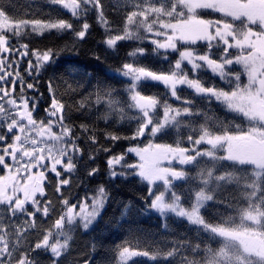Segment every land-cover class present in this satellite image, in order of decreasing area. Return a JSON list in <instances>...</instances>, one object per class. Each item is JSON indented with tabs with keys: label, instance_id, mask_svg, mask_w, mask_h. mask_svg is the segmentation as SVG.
Listing matches in <instances>:
<instances>
[{
	"label": "snow or ice",
	"instance_id": "1",
	"mask_svg": "<svg viewBox=\"0 0 264 264\" xmlns=\"http://www.w3.org/2000/svg\"><path fill=\"white\" fill-rule=\"evenodd\" d=\"M42 3L0 0V264H264V0ZM89 41L103 76L48 74ZM125 181L143 205L121 200L100 228ZM134 207L192 227L111 246Z\"/></svg>",
	"mask_w": 264,
	"mask_h": 264
},
{
	"label": "trees",
	"instance_id": "2",
	"mask_svg": "<svg viewBox=\"0 0 264 264\" xmlns=\"http://www.w3.org/2000/svg\"><path fill=\"white\" fill-rule=\"evenodd\" d=\"M14 2L18 3L21 6V11L24 10L34 11L36 4H41V7L43 8V12H41L40 15H45L49 10V8L52 7L46 3H42V0H14ZM99 31H100L99 29L96 30L97 33H99ZM93 42L94 41H89L88 45L85 48L80 49L79 55L73 54L72 52L69 51H65L64 53H62L59 60L57 61V64L48 68L47 70L48 74H51V72L55 70L57 75L63 73L66 77L80 78L85 72L94 71L103 76L105 72L108 70V65L98 64L96 61L92 59L91 55L88 52V48L92 47ZM43 43L47 44L48 41L45 39ZM116 63H118V60L109 58V64L115 66ZM77 69L79 71H77ZM216 112L217 115H219L221 118L224 117V112L222 109H216ZM229 119H231V117H229ZM236 124H240L241 127L244 128L245 130L247 128V122L243 121L242 119H237L232 122V126L234 130ZM161 142H167V141H161ZM123 143H124V147L126 148L127 142H123ZM145 143H147V141H145ZM116 151L118 152L120 151V149L118 148L116 149ZM104 155L105 154L101 153L98 158L101 165L104 164ZM131 159L134 161L135 157L132 156ZM140 187L141 186L139 185V183H131L129 181H125L120 186V188L116 190L119 194L115 196V199L111 202L110 206L108 207L107 212L104 216V220L101 221L100 228L105 227V222L109 220L110 216L112 215L119 216L120 214L119 202L121 200H123L125 203L131 200L134 201L136 205H141V206L143 205V201L137 199V196L134 191V189H138ZM78 190L79 189H77L74 184L73 192H76ZM225 195L228 194L226 193ZM149 211L147 212V214H145L142 211H137V209L134 207L133 210L130 212L129 217L126 220L122 221L123 226L119 230L116 239L111 240V246H114L117 243H121L125 239H129L130 241L133 242V244H135L138 238L141 242V245L144 247H150L155 244L164 245L175 235L179 233H187L188 229L192 227L188 225L186 221H177L175 218H172L169 220V227L171 231H165L161 227V218L156 214L150 213ZM204 215L205 218L212 219L214 223H223L224 217L231 215L234 217L235 224L240 223V219L237 213L232 209L221 212V210L218 209L216 206H212L204 210ZM115 231L116 229L112 228L111 225L109 224L108 225L109 234ZM191 235L194 236L195 233L193 232L191 233ZM213 246H218V244H216V242H213ZM84 251H85L84 241L83 239L78 238L73 246V251L69 254V256L66 257V259L69 262H71L77 258H86L83 256ZM106 255L108 254L105 252L104 248L98 247L96 253V259L99 260L105 257ZM141 259L142 258H136L134 260L139 261ZM144 264H147V262H144Z\"/></svg>",
	"mask_w": 264,
	"mask_h": 264
},
{
	"label": "rangeland",
	"instance_id": "3",
	"mask_svg": "<svg viewBox=\"0 0 264 264\" xmlns=\"http://www.w3.org/2000/svg\"><path fill=\"white\" fill-rule=\"evenodd\" d=\"M149 212L152 214L158 215L157 213H154L151 211H149ZM246 241L251 243V241H248V238L241 232L231 241V246L235 252H243L244 243ZM134 259H136V258H134Z\"/></svg>",
	"mask_w": 264,
	"mask_h": 264
}]
</instances>
